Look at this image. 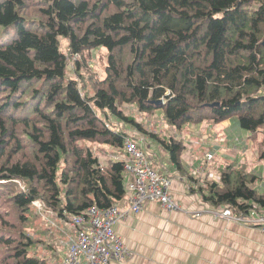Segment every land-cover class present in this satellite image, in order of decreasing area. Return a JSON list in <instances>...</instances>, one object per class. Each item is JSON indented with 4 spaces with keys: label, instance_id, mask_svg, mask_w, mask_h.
I'll list each match as a JSON object with an SVG mask.
<instances>
[{
    "label": "trees",
    "instance_id": "obj_1",
    "mask_svg": "<svg viewBox=\"0 0 264 264\" xmlns=\"http://www.w3.org/2000/svg\"><path fill=\"white\" fill-rule=\"evenodd\" d=\"M99 47L104 77L90 63ZM263 92L264 0H0V264H50L29 255L41 242L27 233L34 201L69 224L125 198L123 161L109 153L101 162L96 145L124 151L151 136L182 167L184 142L146 130L124 104L161 110L178 128L238 117L264 157ZM219 177L198 189L205 202L264 211L246 162Z\"/></svg>",
    "mask_w": 264,
    "mask_h": 264
},
{
    "label": "crops",
    "instance_id": "obj_2",
    "mask_svg": "<svg viewBox=\"0 0 264 264\" xmlns=\"http://www.w3.org/2000/svg\"><path fill=\"white\" fill-rule=\"evenodd\" d=\"M182 128L189 129L186 141L182 140L185 145L195 137L201 141L198 144L208 150L205 151L203 162L194 161L196 166L191 167L187 159L181 156L182 167L179 168L167 153L160 159L163 162L161 164L149 160L161 172L171 177V194L182 207L189 210H199L204 205L219 207L205 202L198 189L203 185L206 187L209 180L219 181V172L224 165L233 161L244 162L240 160V156H243V160L252 157L253 147L257 152L259 151L255 145L256 141L248 130L240 126L238 117L217 123L184 125ZM133 133L138 136V129H134ZM139 146L142 148L144 145ZM210 152L214 154L212 159L207 157ZM112 153L125 154V149ZM218 153L227 160L221 159L222 165L212 166L213 162L210 161ZM232 156L236 157L229 160ZM249 170L262 178L259 174L260 168ZM127 180L130 181L131 177ZM117 205L120 209L128 208V197L125 196ZM168 212L159 203L147 201L141 211L116 223V232L132 249L134 256L124 264H264V233L260 228L215 218L208 213L200 217H192L183 211ZM167 216L168 221H166ZM156 238L164 241L165 244L157 245Z\"/></svg>",
    "mask_w": 264,
    "mask_h": 264
},
{
    "label": "built area",
    "instance_id": "obj_3",
    "mask_svg": "<svg viewBox=\"0 0 264 264\" xmlns=\"http://www.w3.org/2000/svg\"><path fill=\"white\" fill-rule=\"evenodd\" d=\"M213 156L212 152L207 154L209 159H212ZM113 157L123 161L125 170L131 176L126 194L129 196L131 193V197H128L130 206L122 210H119L118 205L107 209H99L94 206L88 209L84 215L73 217L69 225L72 224V221L75 222L77 236L73 237L71 241L73 253L70 252L68 258H65V264H112V262L121 261L124 255L128 256V253L126 254L121 249L122 243L117 238L115 225L119 222L118 219L141 211L147 201H160L159 199L169 212L180 209L192 217H200L204 213L213 212L228 220L259 227L264 233V211L257 207H250L246 211H237L231 206L213 207L208 205L205 207L204 205L203 209L197 211L182 207L170 195L171 177L162 173L152 162H149L144 150L137 142L128 139L125 154H117ZM101 230L106 233L104 240H101L102 237L99 236L102 234ZM90 247L95 248L98 253L89 255Z\"/></svg>",
    "mask_w": 264,
    "mask_h": 264
},
{
    "label": "rangeland",
    "instance_id": "obj_4",
    "mask_svg": "<svg viewBox=\"0 0 264 264\" xmlns=\"http://www.w3.org/2000/svg\"><path fill=\"white\" fill-rule=\"evenodd\" d=\"M62 48H63V51L65 53H69L68 42L67 43L65 42L63 44ZM70 58H71V61L69 63L70 67H73L75 58H73L72 55L69 57V60H70ZM90 63L93 67L95 66V70L97 72L100 71L101 76L104 77V65L106 64V49L104 47H99V48L94 49L92 52V55H90ZM122 109L127 116L133 118L136 122L140 123L146 130L150 131V129H155V132L160 133V135L165 139H170L171 136H175L179 140L186 141L185 138H187V136H188L187 133H188L189 129L188 128H178L176 126L169 125L167 123V121L165 120L163 112L161 110H157L153 113L141 112L140 109L138 108V106L135 104H124ZM99 113L111 124V127L114 130L126 132L127 135L129 136V138L133 137L134 129H136L135 125H133L132 123L126 122L122 118H118L115 116H110V119H108L104 113H101V112H99ZM205 122H207V121H204L203 123H205ZM209 123H213V122L209 121ZM198 142L201 143V141H199L195 137L193 139H191L190 142L187 141L186 142L187 143L186 148L182 152V155H181L183 158L187 159L188 164L191 167L196 166L194 161L200 160L201 162H203V159L205 157V151L206 152L208 151V150H205V146L199 145ZM87 143H89V142H87ZM143 145H142L143 146L142 149L144 150L148 160L152 159L157 164L163 163L160 161V159L163 157V155L165 153L170 155L167 148L164 146V144L162 142L157 141L155 138H153L151 136L147 137L145 139ZM94 148L99 151V158H100L101 162H103L108 157L109 153L118 151L117 148L110 147L107 145H102V144H98ZM102 149L105 150V153H102ZM252 153H253V155L249 159L243 160V156H240V160L246 162L249 169L256 170L257 167L261 169V171H259V174L261 175L262 178L258 181L257 188H259V190H262V189H264V187H263L264 186L263 185V182H264V158L258 156V152L255 150L254 147H253ZM116 155L117 154L113 153L112 156H116ZM120 155H122V154H120ZM215 156L216 157L212 161H210L211 163L213 162L212 166L215 164L222 165L223 163L221 162V159L227 160V158H225L222 154L219 155V153H218ZM235 157L236 156H232V158L229 160H233ZM149 162H151V161L149 160ZM205 163H206V161H205ZM153 165L155 166V164H153ZM19 184L21 185V187L24 188V186L21 183H19ZM170 195L173 197L172 194H170ZM127 197L130 198L131 193L129 196L127 195ZM159 200L160 201H153V202L159 203L161 205V207L163 209H165L163 207V205L160 203L161 199H159ZM129 206H130V204H129ZM35 208H37L39 211H43L44 213L47 214V216H44L43 214L39 213ZM203 208H201V209H203ZM201 209H199V210H201ZM119 210H122V209L119 208ZM197 210H192V211H197ZM32 211H33V213L30 214L31 215V222L27 227V233L30 236H32L33 238L40 239L41 242L34 243L29 247V255L30 256H36L39 258L47 257V258H49L50 264H65V262H66L65 258L66 257L68 258L70 252L73 253V251H72L73 247L71 246V241L73 240V237L75 238L77 236V232H76L77 229L75 227V222L72 221V224L68 225V223H66L62 220H59L56 217L57 215L55 213H53L50 209H47L45 212V210L43 209V205H41L39 202H37V205L33 208ZM174 211H183L184 212V210H180V209H176ZM168 213H170V212H168ZM168 213H167V215H169ZM208 214H211V213H208ZM211 215L215 218H220V217H216L213 214H211ZM118 220L121 221V218H119ZM168 220H169V218L167 216L166 221H168ZM225 220H228V219H225ZM69 222H70V220H69ZM103 232L104 231L101 230L100 233H102V234L99 235L100 238L102 237L101 240L106 239V233H103ZM116 233L118 235L117 238H119L121 243H122L121 249L124 250L126 254L128 253V256L124 255L123 259H121V261H118L117 263L112 262V264H124L126 261H128L134 257L133 252H132V249L126 244V242L124 241L122 236L118 232H116ZM156 239H157V245L159 243L165 244V242L159 240V238H156ZM166 241H168V240H166ZM51 244H54L55 247L53 246V248H51V246H50ZM168 244H170L169 241H168ZM54 248H55V250H54ZM80 248H82L81 245H80ZM90 248L91 249L89 251V255H91V254L96 255V253H98V251L95 248H93V247H90ZM53 251H56L55 252L56 256L54 259L52 258V252ZM82 252H84V251L82 250ZM138 252H139V250H138ZM101 259H99V260H101Z\"/></svg>",
    "mask_w": 264,
    "mask_h": 264
},
{
    "label": "bare ground",
    "instance_id": "obj_5",
    "mask_svg": "<svg viewBox=\"0 0 264 264\" xmlns=\"http://www.w3.org/2000/svg\"><path fill=\"white\" fill-rule=\"evenodd\" d=\"M170 192H171V190H170ZM33 203L35 204V201H34ZM209 213L215 215L216 217H220V218L226 219L225 217H223V216H221V215H219V214H216V213H213V212H209ZM233 221H234V220H233ZM236 222H237V221H236ZM238 223H240V222H238ZM241 224L246 225V226H249V225H247V224H245V223H241ZM250 227H254V226H250ZM258 228H259V227H258Z\"/></svg>",
    "mask_w": 264,
    "mask_h": 264
},
{
    "label": "clouds",
    "instance_id": "obj_6",
    "mask_svg": "<svg viewBox=\"0 0 264 264\" xmlns=\"http://www.w3.org/2000/svg\"><path fill=\"white\" fill-rule=\"evenodd\" d=\"M69 225V224H68Z\"/></svg>",
    "mask_w": 264,
    "mask_h": 264
}]
</instances>
